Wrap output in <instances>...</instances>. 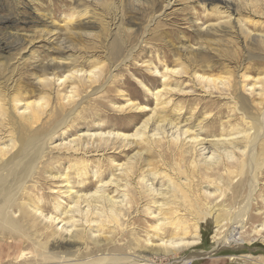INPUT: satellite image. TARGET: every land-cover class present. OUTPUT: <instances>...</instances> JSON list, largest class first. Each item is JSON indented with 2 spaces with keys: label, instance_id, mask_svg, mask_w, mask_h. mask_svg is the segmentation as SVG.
<instances>
[{
  "label": "rangeland",
  "instance_id": "1",
  "mask_svg": "<svg viewBox=\"0 0 264 264\" xmlns=\"http://www.w3.org/2000/svg\"><path fill=\"white\" fill-rule=\"evenodd\" d=\"M217 5L210 0H0V16L10 14L18 19L11 28L1 29L0 36L11 31L23 39L17 49L3 55L18 59L17 67L14 61H0L3 66L10 64V69L15 67L18 107L22 110L24 102L35 104L44 96L45 103L39 102L43 107L39 129L57 127L51 141V147L56 146L53 153L68 154L61 155L60 164L50 159L33 175V193L41 206L33 210L36 216L31 215L36 229L49 221L51 230L67 231L53 219V205L59 198L57 186L64 175L71 190L88 200L102 191L117 202L122 193L126 195L114 242L89 257H99L102 261L98 264L113 260L111 247L127 244L121 236L131 227L140 232L136 241L143 246L141 251L150 252L147 245H152L159 253H167L153 258L146 254L147 262L141 264H264V0H231L229 11L216 10ZM52 59L69 63L50 70ZM67 71L76 74L71 85L72 79L64 77ZM43 77L50 79V86L42 90L37 79ZM259 115L262 131L256 152L260 160L250 212L244 214L248 222L237 230L231 247L216 250V243L229 233L228 225L222 221L223 228L217 229L213 216L188 212V198L170 190L164 173L176 170L177 163L188 167V158L183 161L175 151L180 141L194 140L188 145L195 149L199 169L214 167L221 173L224 164L243 160L248 139L242 134L253 133L248 130L251 117ZM142 125H146L144 135L153 134L159 141L155 149L140 150L132 137ZM117 133L129 137L119 138ZM77 145L84 149L73 155L70 149ZM80 165L85 166L82 169ZM118 167L128 173L120 186L112 181L120 173ZM238 172L232 173L233 186L247 177L245 170ZM179 180L184 182L181 177ZM97 189L100 192L95 195ZM192 189L208 197L211 208L226 204L231 194L224 186L217 192L208 181L193 184ZM165 191L172 195L169 200L178 204L180 217L187 222L198 220L199 244L164 251L156 247L159 242L155 238L146 243L147 235L154 233L151 226L157 222L150 199ZM58 200L62 208L70 203L66 198ZM220 217V221L224 219ZM24 223L26 219L17 213L11 227L15 231H0V264H32L39 254L52 255L50 242L40 250L25 238L34 230L27 232ZM93 234L83 252H93L97 249L94 243H102V235ZM187 234L184 243L192 241V230Z\"/></svg>",
  "mask_w": 264,
  "mask_h": 264
},
{
  "label": "bare ground",
  "instance_id": "2",
  "mask_svg": "<svg viewBox=\"0 0 264 264\" xmlns=\"http://www.w3.org/2000/svg\"><path fill=\"white\" fill-rule=\"evenodd\" d=\"M210 1H217L218 5L216 7V10L229 11L231 6V0H210ZM167 4L171 5L170 2H167ZM17 20H18L17 17L10 14L6 16H0V30L5 28H11L12 25L15 24ZM18 34H16V32L10 31L7 33L5 37L0 36V55H2V57H0V61L6 60L7 63L9 61H14V65L19 63L18 59L16 60V58L14 57L10 59H8V57L6 58L3 57V55L10 53L14 49H17L19 42L23 40V39L22 40L19 39ZM20 36H22V34ZM26 42L28 41L26 40ZM70 49L68 47L62 48V50L65 51L66 50L70 51ZM50 61L49 63L54 64L53 66H49L50 70H55L58 68L62 69L63 67L68 66L69 63L68 60L67 62L64 61L55 62V60L53 59ZM3 64L5 67L0 63V231L1 232L15 231L11 227L14 221V217L17 215V213H19L21 218L26 219V223H24L23 225L24 229H26L27 232L28 231L31 232L32 230H34V232L32 231L31 234L28 233L25 236V238L28 241L30 240L32 244L36 243L40 250L44 249L47 242H50L49 246H52L51 254L53 256L52 255L46 256L39 254L37 258L32 261V264H98L100 259L99 257L93 259H90L89 257H92L94 254H97V252H101L106 245H111L113 238L116 236L115 230L116 229L118 230V228L120 227L118 222L120 221L121 218V212H120L122 209L121 202L123 201L126 195L122 193L121 190L119 189L120 192L122 193L119 197L122 199L121 201L117 202L113 196H109L104 191H102L101 194H97L100 192L99 191L100 188H99L94 192V194L97 195L91 197L88 200V198H86L84 195L79 196L76 194V192L72 191L69 183L70 180L68 181L64 175H63L64 177L60 176V178H64V179L60 180V178H58L60 180L59 185L57 186L58 190L56 191L59 194L58 199L66 198V200L68 199L70 203L68 202L69 205L62 208V206L60 205L61 200L59 201L56 198L57 201L54 202L53 205L56 213H54L53 219L55 221L59 220L57 222L58 225H60L61 223L62 227H64V230L67 231H63L62 228L58 230L57 229L51 230L52 224L50 225L48 223L49 221L48 222L45 221L46 224L41 223L42 224L41 228L38 229H36L37 227L35 228L36 226L34 224L35 219L31 218V215L36 216V214H32V212L33 210L38 211L41 206L39 207L38 204L39 200H36L37 199L35 198L36 195H34L33 193L34 188H36L34 186L36 182H34L33 175L38 172L39 168H41L42 165H45L47 161H50V159L54 161L56 160L59 163V161L63 160L61 158H63L62 156L64 153L63 154L58 153L54 155L53 149H55L56 146L52 145L51 147L52 144L51 141L54 138L55 133L59 131L57 127L55 128L53 127L49 131L39 129L41 116L43 113L42 104L40 105L39 102H42L45 99V97L44 96L39 97V101L35 104L28 101L24 102L21 110V107L20 108L18 107L19 100L17 96L18 95L17 89L19 87L16 89L17 87L15 86L16 80L15 81L13 80V78L15 77V75H13V70L15 69V67L13 66L14 68L11 67L10 69L9 68L10 64H6V63ZM6 70L8 71L6 72ZM74 71H69V72L67 71V74L64 76L67 79H72L70 81L71 82L70 85L73 83L72 82L74 81L73 77L76 75L74 74L75 73ZM90 79L92 78H89L87 80L92 81ZM49 80L50 79H48L47 77L46 78L43 77V79H37L38 88L42 89L44 87H48ZM59 80L60 78L57 79V81ZM54 81L52 83H55ZM71 89L73 88L71 87ZM44 91L46 90L44 89ZM261 94L263 93H260V95ZM241 103L243 104L244 102L242 101ZM127 104L130 105L131 103H127ZM57 118H58V114H57ZM261 122L262 121L260 120V115L259 118L257 117L255 118V116L253 118L251 117V126L248 130L253 131V133L250 135L246 131L247 133L244 132V134H242L243 135L242 137L248 139V153L246 157H244L243 160H239L235 164H231V165L224 164L221 167L222 168L221 170H223L221 173L220 170L214 171L215 169L214 167L210 168L206 166L203 169L201 168L199 169L197 163L194 160L195 149L192 146H190L191 143H189L194 140H191L189 142L183 141V143L180 141L181 143L180 145L177 144L175 145V151L176 150L179 151L178 156L183 161L184 160L186 161L188 158V164H189L188 167L180 166L177 163L176 170H174L173 172L170 171L169 173H164V178H166V182L171 187L170 190L172 189V191H178L179 193H181L182 198H188L187 200L188 203L187 205H189L188 212H194L195 216H197L201 212L204 213V217H208L210 215L213 216L214 222L217 223L216 224L217 229L220 226H222L223 228L222 221H225L224 223L225 226L228 225L227 227L230 228L228 230L229 233L223 237L224 238L223 240L216 243V245L214 246L216 250H221L231 247L235 242V240L237 239V233H238L237 230L243 229L244 224L248 222V218L244 217V214L246 212H250L252 194L255 190V185H254L255 169L260 160L258 156V152H256V148L262 131ZM145 126L146 125L144 126L142 125L141 128L140 127L137 128V130L132 134V137L136 138L138 145H140L139 146L140 150L155 149L154 145L155 144L156 146L159 145L157 144L159 141L153 138V134L150 136L149 134L147 136L144 135ZM115 135L118 136L119 138H126L128 136L121 133L120 134L117 133ZM82 149H84L82 145L80 146L77 145V147H75L74 150L73 148H71L70 152L73 153V155L74 154L76 155L78 154L77 152L81 151ZM64 156L67 157L68 154H64ZM70 157L71 156H69V158ZM81 166H85V165H80V167ZM119 167L117 170H119L120 173L119 174L117 173L115 180H112L113 178L111 176V180L115 181L118 184L122 182L123 179L128 174L127 171L125 172ZM151 170L148 172H151ZM234 170L239 171L238 173H243V170H245L247 177L245 176L246 178H244L239 183H236V185L233 186L234 183L232 182V180L234 178L233 177L234 174L232 173ZM140 173H142V171ZM180 177L185 182V185H187V188H185L186 186H184L183 184L184 182L183 183L180 182L181 181L179 180ZM202 181L210 182V185H213L216 188L215 190L219 193H220V189L223 186L225 188L230 189L231 194L227 197L226 204L217 207L215 206L216 208H211L207 204L208 197H206L202 193H198L197 195L195 192H193L196 191L192 189L193 184L195 186L196 185L198 186L202 183ZM195 182L198 183L195 184ZM120 185L121 184L117 186ZM137 194H138V199L141 200L143 197L141 196V194H139V191L137 192ZM170 196L172 197V195H170V192L165 191V192H160L159 194L156 195L155 198L150 199L151 204H153V207L157 212V216L155 217L157 222L155 225L151 226V230L154 233L152 236H149V234L147 235L148 239H146V243L149 244L151 242L150 238H155L159 242L156 245V247L158 248L161 247L162 250L164 251L168 249L174 250L179 248L180 246H185V245L194 246L199 244V232H198L199 229L197 222L198 220L194 222H187L182 217H180L177 214L178 212H180L179 208L177 207L178 204H176V202L173 199L169 200ZM83 203L85 204L83 208L86 207L85 210H83V208H80L81 207L80 205ZM30 209H32V211ZM234 212H236V217H234L235 215ZM221 215L224 216V219L220 221L219 217ZM262 227L263 225L261 226V228ZM190 229L192 230V234H193L192 241L184 243V241L186 240L183 239L184 235L189 233ZM93 233H100V235H102L101 236L102 243H98L99 241H97V243L95 242L94 245L97 247V249L96 250L94 249L95 251L93 252H88V253L86 251L83 252V249L86 250L84 246L86 245L85 243L94 236ZM173 233L175 234L174 236H172ZM139 234L140 232L137 230H133L132 227L131 230H127L125 233H122L121 237L126 239L127 244H123V242L122 244L121 243L118 244L117 242H115L117 244L111 247L113 249V252L115 253V256L113 257V260L109 261L108 264H117V262H123V264H139V263L141 264L147 262L145 261L146 254L152 255V258L153 256L164 257L165 255H167V253H162V252L159 253L158 250H154L156 248L155 246L152 247V245H147L148 248L151 249L149 250L150 252L147 253V251L144 252L141 251L140 249L143 246L138 244L139 241L138 242L136 241ZM62 235H65L68 238L65 237L66 241L63 239L64 241L60 242L59 240L62 239ZM173 253L175 252L173 251ZM86 258L87 260H85Z\"/></svg>",
  "mask_w": 264,
  "mask_h": 264
}]
</instances>
